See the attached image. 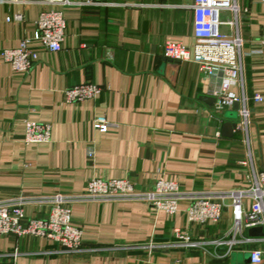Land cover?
<instances>
[{
	"label": "crops",
	"instance_id": "crops-1",
	"mask_svg": "<svg viewBox=\"0 0 264 264\" xmlns=\"http://www.w3.org/2000/svg\"><path fill=\"white\" fill-rule=\"evenodd\" d=\"M192 3L102 0L58 7L66 21L59 52L31 44L38 61L25 74L14 73L0 58V200L26 197L25 216L43 219L53 196L82 194L91 178H128L145 190L163 177L186 192L215 194L247 186L248 171L240 162L248 150L254 166L264 170V45L258 43L264 1L237 0L246 10L237 19L242 51L251 52L242 58L248 145L240 132L222 135L223 123L237 121L226 118L233 108L222 124L213 112L212 91L220 77L162 55L167 41L192 47ZM41 9L0 0V51L31 36ZM15 14L23 21L14 22ZM222 31L230 32L226 26ZM87 82L102 88L96 99L64 102V90ZM254 94L262 102L255 103ZM100 115L116 127L106 133L93 130L91 122ZM26 122L48 124L50 142L25 144ZM188 204L181 201L169 217L141 201L76 202L71 218L82 231V247L96 251L63 254L59 244L45 239L0 235V264H252L248 248L241 246L226 255L218 248L219 257L210 249L142 248L172 241L174 228L198 240L224 237L231 225L228 201L220 220L207 225L187 222Z\"/></svg>",
	"mask_w": 264,
	"mask_h": 264
},
{
	"label": "built area",
	"instance_id": "built-area-1",
	"mask_svg": "<svg viewBox=\"0 0 264 264\" xmlns=\"http://www.w3.org/2000/svg\"><path fill=\"white\" fill-rule=\"evenodd\" d=\"M11 3L17 0H9ZM264 1V0H256ZM24 5H39L42 7L34 22V29L30 37L21 40L15 48L0 51V58L10 65L16 74L29 72L38 61V51L30 48L31 44H38L50 53L59 52L65 40L66 21L63 10L58 7H83L102 4V0H20ZM49 7V9L45 8ZM192 33L194 42L191 48L167 41L163 45L162 55L173 62H192L207 76H219V86L212 91L214 98V114L220 118L226 110L238 104L234 132L243 135V143L248 145L247 129L249 125L248 97L243 82L242 58L250 53L242 51L243 41L240 37L237 19L246 12L237 0H193ZM229 13V17L222 19V14ZM6 22L11 18L6 17ZM14 22H22L23 15L15 14ZM226 26L230 32L225 33ZM258 43L264 45V27L261 30ZM231 87H235L233 91ZM102 88L87 82L74 85L63 92V100L67 104H76L85 100H94L101 93ZM252 99L260 103L263 97L254 94ZM93 130L106 133L116 125L108 122L105 116L93 118ZM51 128L48 124L26 122L23 142L38 144L50 142ZM219 137V132L216 133ZM87 157L92 158L94 150L87 147ZM240 165L248 171V184L238 189L215 194L192 193L181 189L180 185L170 179L158 178L152 188L138 190L136 184L128 178L101 179L91 178L86 181L85 190L78 195L57 194L49 200L50 210L46 218H27L24 214L26 197L0 200V235H13L17 238L37 237L57 243L63 254H80L93 252L96 249L82 247V231L75 226L71 218V205L76 202H118L141 201L155 211H162L169 217L176 214L178 204L189 202L185 217L189 224L207 225L220 220L225 202H229L231 225L222 239L198 240L193 239L187 232L174 228L173 240L165 243L149 242L142 248L148 252L183 248L188 250H202L219 257L218 248H224V255L232 248L241 246L248 248L249 259L252 264L264 263V235L249 237L246 232L250 228L262 227L264 232V170L254 166L251 153ZM18 253L11 256L13 260Z\"/></svg>",
	"mask_w": 264,
	"mask_h": 264
},
{
	"label": "water",
	"instance_id": "water-1",
	"mask_svg": "<svg viewBox=\"0 0 264 264\" xmlns=\"http://www.w3.org/2000/svg\"><path fill=\"white\" fill-rule=\"evenodd\" d=\"M211 100L214 102V98H211ZM235 111L238 109V104L235 103L232 107ZM235 123L233 122H225L222 125V135L226 137H231L233 134V131L235 129ZM248 235L251 237H262L264 235L263 228L262 227H255L250 228L247 231Z\"/></svg>",
	"mask_w": 264,
	"mask_h": 264
},
{
	"label": "rangeland",
	"instance_id": "rangeland-1",
	"mask_svg": "<svg viewBox=\"0 0 264 264\" xmlns=\"http://www.w3.org/2000/svg\"><path fill=\"white\" fill-rule=\"evenodd\" d=\"M227 17H229V15L222 14V19L223 20H225ZM226 118L237 121L238 120V116H237L236 111L234 110L232 112H228L227 115H226Z\"/></svg>",
	"mask_w": 264,
	"mask_h": 264
}]
</instances>
